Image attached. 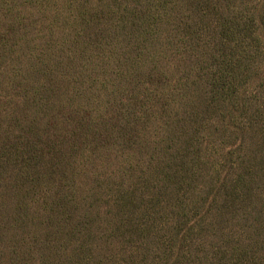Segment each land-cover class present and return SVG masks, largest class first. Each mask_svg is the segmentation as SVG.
Masks as SVG:
<instances>
[{
    "label": "trees",
    "instance_id": "trees-1",
    "mask_svg": "<svg viewBox=\"0 0 264 264\" xmlns=\"http://www.w3.org/2000/svg\"><path fill=\"white\" fill-rule=\"evenodd\" d=\"M0 264H264V0H0Z\"/></svg>",
    "mask_w": 264,
    "mask_h": 264
}]
</instances>
